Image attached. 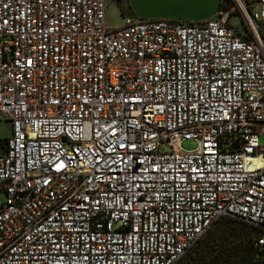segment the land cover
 <instances>
[{
  "label": "built area",
  "instance_id": "obj_1",
  "mask_svg": "<svg viewBox=\"0 0 264 264\" xmlns=\"http://www.w3.org/2000/svg\"><path fill=\"white\" fill-rule=\"evenodd\" d=\"M233 2L0 0V264H175L226 217L264 244V0Z\"/></svg>",
  "mask_w": 264,
  "mask_h": 264
},
{
  "label": "trees",
  "instance_id": "obj_2",
  "mask_svg": "<svg viewBox=\"0 0 264 264\" xmlns=\"http://www.w3.org/2000/svg\"><path fill=\"white\" fill-rule=\"evenodd\" d=\"M220 9L234 7L223 0ZM121 15L130 8H120ZM233 14H238L236 10ZM223 219H229L218 224ZM213 224L175 264H264V244H258L260 229L237 218H222Z\"/></svg>",
  "mask_w": 264,
  "mask_h": 264
},
{
  "label": "water",
  "instance_id": "obj_3",
  "mask_svg": "<svg viewBox=\"0 0 264 264\" xmlns=\"http://www.w3.org/2000/svg\"><path fill=\"white\" fill-rule=\"evenodd\" d=\"M130 12L127 17L179 18L187 21H202L220 10L223 0H121Z\"/></svg>",
  "mask_w": 264,
  "mask_h": 264
},
{
  "label": "rangeland",
  "instance_id": "obj_4",
  "mask_svg": "<svg viewBox=\"0 0 264 264\" xmlns=\"http://www.w3.org/2000/svg\"><path fill=\"white\" fill-rule=\"evenodd\" d=\"M248 2H253L256 0H247ZM125 17L121 15L118 5L114 0H106L105 8V23L109 28H117L124 24ZM231 24L238 30L243 29L242 20L239 14H233L230 18ZM11 133V124L7 120H0V139L7 138ZM260 142L264 143V137L260 138ZM197 146V142L193 139H183L180 143L182 150L189 151ZM229 219H223L218 222V224H223Z\"/></svg>",
  "mask_w": 264,
  "mask_h": 264
},
{
  "label": "flooded vegetation",
  "instance_id": "obj_5",
  "mask_svg": "<svg viewBox=\"0 0 264 264\" xmlns=\"http://www.w3.org/2000/svg\"><path fill=\"white\" fill-rule=\"evenodd\" d=\"M116 2V4L118 5L119 9L120 8H125L126 7V3L121 2V0H114Z\"/></svg>",
  "mask_w": 264,
  "mask_h": 264
}]
</instances>
